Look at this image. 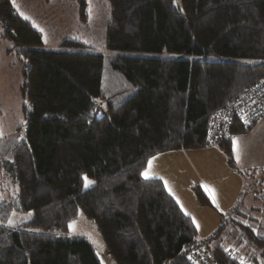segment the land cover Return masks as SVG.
<instances>
[{
  "label": "trees",
  "instance_id": "trees-1",
  "mask_svg": "<svg viewBox=\"0 0 264 264\" xmlns=\"http://www.w3.org/2000/svg\"><path fill=\"white\" fill-rule=\"evenodd\" d=\"M105 1L110 51L219 60L116 56L108 67L123 83L107 90L103 56L34 49L41 33L12 0H0L1 38L19 47L27 101L24 142L0 159L14 185L0 199V264H104L89 239L66 234L81 210L116 264H190L193 250H210L163 181L143 172L160 154L206 147L212 115L264 80V0ZM77 2L85 22L88 0ZM232 140L219 146L235 168ZM84 177L94 183L86 188ZM193 192L214 208L200 186ZM252 196L250 208L240 203L232 214L248 222L236 224L261 255L215 248L220 264L264 261V198ZM29 211L30 221L8 225L13 213Z\"/></svg>",
  "mask_w": 264,
  "mask_h": 264
},
{
  "label": "rangeland",
  "instance_id": "rangeland-1",
  "mask_svg": "<svg viewBox=\"0 0 264 264\" xmlns=\"http://www.w3.org/2000/svg\"><path fill=\"white\" fill-rule=\"evenodd\" d=\"M17 13L26 21L30 22L33 28L42 35L43 44L34 49L65 53H88L101 55L107 63V90L117 87L123 83L122 74H115L109 69V61L116 56H137L148 58L164 59H194L203 61L219 60L213 56H188L184 54L173 53H145V52H123L110 51L106 46V23L109 19V5L105 0H88V16L85 22L81 21L79 5L77 0H12ZM3 30L0 28V159L13 156L16 150L24 142L27 118L25 106L26 98L21 90L22 86V68L23 63L19 59V47L14 45L8 39L1 38ZM122 78V79H121ZM118 82H117V81ZM102 110L99 111V115ZM254 128V127H253ZM246 136V137H245ZM244 137H239V149L244 147L243 142L251 148H260L264 144V136L261 126L251 131ZM11 142V145H9ZM7 145L9 147H7ZM219 150V151H215ZM242 151V150H241ZM189 152H200L202 156L210 158L212 164L206 168H230L226 162L225 155L221 153L219 147H203L199 150ZM199 156V155H197ZM191 159V157H189ZM201 158L194 157L197 161L194 168L199 166L198 161ZM176 161V160H175ZM181 161H187L184 158ZM203 167L200 166L199 168ZM220 171V170H219ZM262 177L261 174L255 176V179ZM203 181V175L199 177ZM221 178V177H220ZM88 179V178H87ZM91 181L90 179H88ZM193 182L192 185H195ZM170 187V185H169ZM230 188L229 184H224V189ZM235 189V188H233ZM10 191H14L13 183L1 172L0 173V199L6 200L10 196ZM176 194H173L179 201L183 198L191 200V191L187 188H181ZM206 192H208L205 189ZM236 190L232 191V194ZM174 193V192H173ZM220 193V192H218ZM211 201L216 207L202 210L199 207L197 212H193V219L198 230L200 241L210 242V251L215 248H221L226 252L232 253L240 259H253L261 255L257 246H252L246 242L244 231H242L236 222L248 226V222L238 215L232 216L226 221L227 213L237 205L236 202H230V198L216 196L212 194ZM227 196V195H225ZM195 199L197 196L195 195ZM235 196H233L234 200ZM193 200V199H192ZM198 201V200H196ZM221 202V205L219 204ZM250 206V205H249ZM188 210L187 206H184ZM248 207V205H247ZM250 208V207H249ZM246 209V208H245ZM249 209H247L248 211ZM189 211V210H188ZM221 215H223L221 217ZM33 218V212L22 214L13 213L8 225H20L30 221ZM66 234L70 237H86L93 244L104 264L108 262V251L103 236L96 222L90 219L82 210L78 217L73 220ZM241 240L243 242H241ZM249 253V254H247ZM260 258H262L260 256ZM260 258L258 260H260ZM116 264V263H115ZM261 264L264 261L261 260Z\"/></svg>",
  "mask_w": 264,
  "mask_h": 264
},
{
  "label": "crops",
  "instance_id": "crops-1",
  "mask_svg": "<svg viewBox=\"0 0 264 264\" xmlns=\"http://www.w3.org/2000/svg\"><path fill=\"white\" fill-rule=\"evenodd\" d=\"M262 128L263 136H264V119L260 121L253 129H251L248 133H239L235 134L232 138V150L235 159V168H206L212 164L210 158H206L202 156L200 152H189L191 150H180V151H173L164 154H160L154 158H152L143 172V177L146 179L158 178L161 179L167 189V191L174 197L182 211L190 216L195 224L193 219V212H197L198 208L201 207L195 199V193L193 192V187L198 185L200 186L204 192L211 198L212 194H216V196L224 197L225 202L226 198H230V202H236L239 198V202L235 207L230 209L227 213H220V214H227L226 219L230 218V215L234 211V209L240 204L244 203L243 205L249 207L252 205L253 200L251 199L252 190L251 186L255 185V179H249V176L252 177L253 172L257 171L258 173L261 172L262 177H264V144L260 145L261 147L255 149V147H249L246 142H243L244 147L239 149V137L245 136L247 134H251V131L257 129L258 127ZM246 137V136H245ZM221 153L225 155L223 149L220 146ZM199 150V149H196ZM242 150V151H241ZM219 151V150H215ZM199 155V156H197ZM191 157V159L189 158ZM194 157L201 158L198 161L199 166L194 168V164L197 161L194 160ZM187 161H181L182 159ZM226 162L228 163L227 156L225 155ZM176 160V161H175ZM199 168L200 166H202ZM263 173V174H262ZM203 175V181L199 177ZM260 174V173H259ZM255 176V175H254ZM221 177V178H220ZM193 182H196L195 185H192ZM230 188L224 189V184H229ZM170 185V187H169ZM181 188H187L188 191H191V200L188 198H183L182 201H179L173 194L180 192ZM235 188V189H233ZM205 189L208 191L206 192ZM236 190L233 194L232 191ZM174 192V193H173ZM220 192V193H218ZM251 192V194H250ZM245 193L249 195L245 196ZM211 195V196H210ZM227 195V196H225ZM233 196H235L233 200ZM253 197V196H252ZM193 199V200H192ZM212 199V198H211ZM255 199V198H254ZM244 200V201H243ZM256 200V199H255ZM212 202V201H211ZM262 204L261 201H258ZM254 203V202H253ZM257 203V202H256ZM213 204V203H212ZM221 205V202L219 203ZM184 206H187L188 210L185 209ZM214 206V205H213ZM211 209V208H203ZM216 210V207H214ZM223 215H221L222 217ZM109 257V253H108ZM110 264V262H107Z\"/></svg>",
  "mask_w": 264,
  "mask_h": 264
},
{
  "label": "built area",
  "instance_id": "built-area-1",
  "mask_svg": "<svg viewBox=\"0 0 264 264\" xmlns=\"http://www.w3.org/2000/svg\"><path fill=\"white\" fill-rule=\"evenodd\" d=\"M264 119V80L247 90L240 97L230 102L224 108L215 112L210 121L206 138V145L219 146L222 142L234 137L235 129L240 125L249 130ZM260 173V172H259ZM258 172L255 174L257 176ZM253 197L264 198V177L251 186ZM108 262L115 264L114 258ZM190 264H220L213 253L206 248L193 250L189 255Z\"/></svg>",
  "mask_w": 264,
  "mask_h": 264
},
{
  "label": "snow or ice",
  "instance_id": "snow-or-ice-1",
  "mask_svg": "<svg viewBox=\"0 0 264 264\" xmlns=\"http://www.w3.org/2000/svg\"><path fill=\"white\" fill-rule=\"evenodd\" d=\"M84 180H85V187H86V188L89 187L92 183H94V182H92V181H89V180L87 179V177H84Z\"/></svg>",
  "mask_w": 264,
  "mask_h": 264
}]
</instances>
